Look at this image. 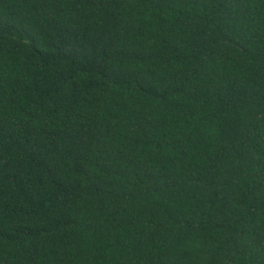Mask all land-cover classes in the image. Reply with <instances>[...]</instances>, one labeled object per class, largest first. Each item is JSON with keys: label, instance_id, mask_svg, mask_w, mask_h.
I'll use <instances>...</instances> for the list:
<instances>
[{"label": "trees", "instance_id": "trees-1", "mask_svg": "<svg viewBox=\"0 0 264 264\" xmlns=\"http://www.w3.org/2000/svg\"><path fill=\"white\" fill-rule=\"evenodd\" d=\"M0 264H264V0H0Z\"/></svg>", "mask_w": 264, "mask_h": 264}]
</instances>
